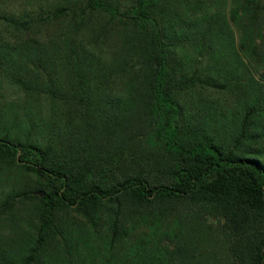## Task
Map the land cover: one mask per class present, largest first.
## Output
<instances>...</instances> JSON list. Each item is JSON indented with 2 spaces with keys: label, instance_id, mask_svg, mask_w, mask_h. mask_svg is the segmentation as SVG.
<instances>
[{
  "label": "trees",
  "instance_id": "obj_1",
  "mask_svg": "<svg viewBox=\"0 0 264 264\" xmlns=\"http://www.w3.org/2000/svg\"><path fill=\"white\" fill-rule=\"evenodd\" d=\"M0 264H264V0H0Z\"/></svg>",
  "mask_w": 264,
  "mask_h": 264
},
{
  "label": "water",
  "instance_id": "obj_2",
  "mask_svg": "<svg viewBox=\"0 0 264 264\" xmlns=\"http://www.w3.org/2000/svg\"><path fill=\"white\" fill-rule=\"evenodd\" d=\"M42 194H44V192H43V191H41V192H40V195H42Z\"/></svg>",
  "mask_w": 264,
  "mask_h": 264
},
{
  "label": "rangeland",
  "instance_id": "obj_3",
  "mask_svg": "<svg viewBox=\"0 0 264 264\" xmlns=\"http://www.w3.org/2000/svg\"><path fill=\"white\" fill-rule=\"evenodd\" d=\"M41 191H37L38 194H40ZM44 192V191H43Z\"/></svg>",
  "mask_w": 264,
  "mask_h": 264
}]
</instances>
